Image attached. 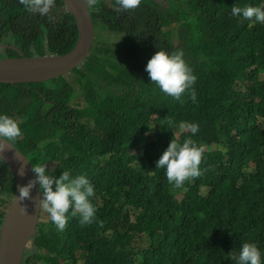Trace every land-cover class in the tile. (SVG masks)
Returning a JSON list of instances; mask_svg holds the SVG:
<instances>
[{
	"label": "trees",
	"instance_id": "1",
	"mask_svg": "<svg viewBox=\"0 0 264 264\" xmlns=\"http://www.w3.org/2000/svg\"><path fill=\"white\" fill-rule=\"evenodd\" d=\"M166 1L117 11L116 0H98L79 67L42 82L0 83V115L19 122L14 146L31 166L48 164L57 178L86 174L95 192L91 225L70 213L63 232L39 221L21 264H235L228 254L244 242L264 261V24L231 13L264 0ZM51 15L0 0V43L22 56L70 51L73 15L62 0ZM159 49L183 51L197 77L195 103L185 94L181 104L151 82L144 62ZM78 94L81 106L72 104ZM181 123L199 131L176 137ZM187 138L205 149L203 174L175 188L156 162L172 139ZM14 187L0 159L8 203Z\"/></svg>",
	"mask_w": 264,
	"mask_h": 264
},
{
	"label": "clouds",
	"instance_id": "2",
	"mask_svg": "<svg viewBox=\"0 0 264 264\" xmlns=\"http://www.w3.org/2000/svg\"><path fill=\"white\" fill-rule=\"evenodd\" d=\"M83 2L90 10L98 4V0H83ZM19 3L31 13L47 16L50 21L55 19L51 12L56 6V0H19ZM116 4L118 5L117 11H128L138 8L141 0H116ZM231 13L233 16H242L245 20L264 24V6L234 5L231 8ZM17 51L20 52L18 49ZM183 57L182 50L173 52L172 50L159 49L148 61L144 62L145 71L151 82L165 95L183 104L185 101L182 97L187 94L195 103L196 91L193 86L197 77ZM82 103L76 106H81ZM72 104L74 105L73 101ZM187 130L194 136L199 131V125L181 123L174 135L178 137L180 133ZM21 136L22 130L19 122L7 114L0 115V159H3V154L10 151ZM204 152V147L198 145L191 138H187L183 142L172 139L156 162V168L165 170L170 185L181 188L186 181L198 178L203 174L200 165L203 162ZM32 171L35 178L30 179L26 185L18 186L19 195L16 199L20 205L21 214H27V205H23V202L30 200L38 206L39 212L41 210L47 214L59 232L66 230L69 213L72 217L79 215V223L82 227L91 225L96 220L97 210L89 199L95 195L94 186L86 174H78L73 177L69 171L65 170L57 178L48 174V164L41 163L33 164ZM19 174L24 175V171L20 170ZM37 184L39 185L38 200L31 195ZM228 255L232 261H235V264H264L262 253L254 243L244 242L239 253L232 251Z\"/></svg>",
	"mask_w": 264,
	"mask_h": 264
},
{
	"label": "water",
	"instance_id": "3",
	"mask_svg": "<svg viewBox=\"0 0 264 264\" xmlns=\"http://www.w3.org/2000/svg\"><path fill=\"white\" fill-rule=\"evenodd\" d=\"M66 9L73 15L77 27V39L72 49L64 54H44L42 56H22L0 58V83H36L53 79L79 66L89 54L94 37V25L89 9L83 0H62ZM2 48L17 50L13 45L0 43ZM14 179V192L0 223V264H21L27 244L33 243L36 235L39 209L32 201L25 200L27 214H21L18 186L26 185L35 178L27 157L14 145L3 154V159ZM20 170L24 175H20ZM39 194L37 184L31 195ZM22 205V206H23Z\"/></svg>",
	"mask_w": 264,
	"mask_h": 264
},
{
	"label": "rangeland",
	"instance_id": "4",
	"mask_svg": "<svg viewBox=\"0 0 264 264\" xmlns=\"http://www.w3.org/2000/svg\"><path fill=\"white\" fill-rule=\"evenodd\" d=\"M155 1H157L160 4H164V5H166V2H167L166 0H155ZM113 39H114V37H111V40H113ZM3 49L0 50L1 53H3ZM81 103H82V95L78 94V96L74 99V105H80ZM176 197L180 198L181 194L176 195ZM8 205H9L8 198L4 194H0V210L6 211ZM48 218L49 217L47 216V214L40 210L39 221L45 222L48 220ZM28 250H29V248H28ZM78 264H82V261H79Z\"/></svg>",
	"mask_w": 264,
	"mask_h": 264
}]
</instances>
